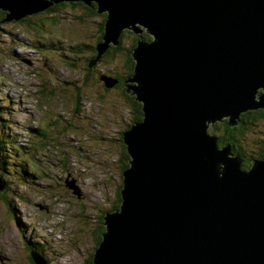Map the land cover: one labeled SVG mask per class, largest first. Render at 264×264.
Here are the masks:
<instances>
[{
  "label": "water",
  "instance_id": "water-1",
  "mask_svg": "<svg viewBox=\"0 0 264 264\" xmlns=\"http://www.w3.org/2000/svg\"><path fill=\"white\" fill-rule=\"evenodd\" d=\"M62 1L107 13L98 58L126 29L152 37L133 51L127 92L144 119L123 134L131 167L93 264H264V158L246 169L209 132L264 109V0H0V9L18 20Z\"/></svg>",
  "mask_w": 264,
  "mask_h": 264
},
{
  "label": "rangeland",
  "instance_id": "rangeland-1",
  "mask_svg": "<svg viewBox=\"0 0 264 264\" xmlns=\"http://www.w3.org/2000/svg\"><path fill=\"white\" fill-rule=\"evenodd\" d=\"M2 11L7 15L10 12ZM62 14L55 29L57 36L64 41L32 35L27 27H20L13 20L0 26L2 155L13 173L18 171L24 159H29L33 162L32 171L39 170L46 179L55 176L54 179L58 177L59 180L60 174L64 173L60 163L65 160L62 152L66 149L69 152L65 175L69 184L62 180L50 191L43 187L44 178V182L41 179L36 181L38 189L29 187L17 177L13 179L16 183L12 182L10 187L14 194L21 195L13 199L15 214L27 225L26 236L1 194L5 187L0 188V264H35L28 256L26 238L39 245L38 249L50 260L49 264H86L95 250L94 238L99 233L102 213L110 209L117 198L121 172L117 144L124 130L123 124L132 123L133 115L126 107V98L133 89H129V93L117 88L107 91L101 82L91 80L83 88L81 102L77 105L68 95L56 93L53 98L38 97L44 88L47 95L50 94L48 89L62 91L61 81L55 79L49 64L61 80L66 77L72 82L82 79L84 66L75 71L74 66H67L64 58L74 57L69 52L75 43L90 41L97 33L95 22L99 19L96 15L92 18L88 10L76 7L74 15ZM42 61H46L48 69L41 64ZM99 68L116 80V75H125L121 58L110 67L101 64ZM126 83L128 87L137 85L133 81ZM77 108L79 113L76 116ZM71 118L75 123L68 127ZM225 118L223 121H227ZM223 121L212 123L210 129ZM40 128L47 132L44 138L36 130ZM245 133L242 147L245 158L251 160L264 147V143L259 144L264 142V119H259L255 128L250 127ZM42 142H50L47 149H41ZM73 181H76L80 195L70 185Z\"/></svg>",
  "mask_w": 264,
  "mask_h": 264
},
{
  "label": "trees",
  "instance_id": "trees-1",
  "mask_svg": "<svg viewBox=\"0 0 264 264\" xmlns=\"http://www.w3.org/2000/svg\"><path fill=\"white\" fill-rule=\"evenodd\" d=\"M76 7H80L83 10H88V13H90V15H92V18H94V15L97 16V18L99 19V21L95 22V25L97 26L96 30V36H92L93 39L90 41H85L83 40L80 43H75L73 48L70 49V54L74 55V57H69V58H64V60L67 62V66H74V68H76L75 71H77L79 68H81V66H84L85 71L83 72L84 76L81 77V80H78L76 82H72L71 80H69V78L66 77V79H60L59 75H55V69L49 64L50 69L53 71V76L55 77V79L57 81H61V90H50V94L47 95L45 93L46 88H44L42 91H39V96L40 98H53V96L56 95V93L58 94H63V95H68L70 97V99H72L73 101H75V104H79L81 102L82 99V92H83V88L86 87L88 81L90 82L91 80H94L96 82H101L104 85V88L107 91H110L112 89H119L122 90V92H126L128 89V84L126 83L128 78H131L134 76L135 73V60L133 58V51L134 49L137 47V44L140 40H146V41H150L152 39L151 36H149L148 34H142V35H137L135 34L133 31L130 30H124L121 35L118 38V44L115 43H110L108 48L106 49V51L103 53V55L99 57V50H98V45L101 44L104 41V34H105V23L106 20L108 18L107 13H101L99 12V7L98 4L96 2H93L92 6H88L87 4L83 3V2H74V1H62L60 3H56L53 4L52 6H50L48 9L44 10V11H39V12H35L32 14H27L25 16H23L20 19H12L13 22H16L20 25V27L25 26L28 28L29 33L33 34H38V37H48L49 38H53L56 41H64L62 39H60L61 36H57L56 33V29L55 26L59 25V22L61 21L60 19L63 17L62 13H66L67 15H74V12L76 10ZM74 11V12H73ZM7 14L4 13L2 11V9H0V26H3L5 24V22L7 21ZM96 18V17H95ZM60 35H62V32L60 33ZM125 40L128 42H125ZM57 45V44H56ZM55 45V46H56ZM129 45V46H126ZM58 47V46H57ZM87 54L86 56H83ZM82 55V57H81ZM98 58V59H97ZM118 58H121V61L123 62V66H124V76H120V75H116V77H118V80L116 82V84L112 87H109L107 82L110 76H108L105 72V74L101 71V68H99V66L101 64H105L106 66L110 67L111 65H113L116 60ZM71 59V60H70ZM46 60L49 63V56L46 55ZM51 60V57H50ZM93 60L94 63L92 65H90V61ZM69 61V62H68ZM46 61H42L41 64L43 66H46ZM48 69V68H47ZM122 74V72H121ZM121 78V79H120ZM117 79V78H116ZM115 79V80H116ZM44 87H45V83H44ZM70 87H73L72 89H69ZM71 90L75 91V92H71ZM127 101H126V107L129 109V112L133 115L132 116V123H127L125 122L123 124L124 126V130L121 131V136L118 139V144H117V150H118V155L120 157V165H121V172L119 175V179L120 182L118 183V187L116 189V195L117 198L116 200L111 204L110 209L106 210V212L108 211H116L119 210L121 208V203H122V187H123V183H124V172L131 167V163H130V154L127 148V145L124 141V137L123 134L126 130H128L132 125L142 121L144 119V111H143V104L141 102H139L136 99V95H127ZM39 100V98H38ZM49 100V99H48ZM76 112V113H75ZM75 115L77 116L79 113V110L77 108V111H75ZM264 119V109H259L256 111H249L246 112L244 114L241 115V123L238 126H230L228 125L227 121H223L222 123H217V126H214L213 129H210L209 132L211 134H215L219 137V142L220 145H224V144H230L231 145V149L232 152L234 153V155H239L241 156V158H243L244 160V166L246 169L251 167V164H249V160L250 159H246L245 155H243L245 153L244 148L242 147V141H244L245 137H246V131L251 127V128H255V122H258L259 119ZM71 123H69V126H72L73 123H75L74 118H71ZM126 124V125H125ZM246 124V125H245ZM47 126L49 125V122H47L46 124ZM122 126V125H121ZM45 128L47 129V127L45 126ZM38 131V133L40 134L41 137H45L47 135V132L41 130L40 129H36ZM100 131V130H99ZM85 133V132H84ZM86 134V133H85ZM87 135V134H86ZM45 143V144H43ZM263 144L264 142L261 141L259 144ZM61 144V143H59ZM59 144H56L57 146H59ZM43 145V146H42ZM46 145V146H45ZM50 145V142L46 143V142H42L41 143V149H47V147ZM56 145H53L57 150L58 147ZM38 147V144H37ZM260 153L259 155L253 157V158H258V159H263L264 158V147H261V149L259 150ZM62 152V151H61ZM57 153H59L57 151ZM63 155V160H60V163L63 165L62 170H63V174H60L59 180L58 177L57 179H54L55 176H53V179H49V178H45L39 171L37 170L36 172H34V170L32 171V167H33V162L29 159H24L25 161L23 163H21L19 165L18 171H15L16 173L12 172V168L11 166L7 163L6 158L4 157V155H2V152L0 151V179L4 182L5 184V188L2 191V195L5 198V201L7 202V206L10 208V212L12 213V210L14 212L13 218L18 220V224L21 228V232L23 235H27L28 233V228L27 225L24 224L21 220L20 217L17 216L15 214V210H16V206L14 203V200L19 198L21 195L19 193L14 194V190L10 187L12 182L16 183L15 180H13L14 178H18L20 181H23L25 184H27L29 187L31 188H36L37 187V180L39 179H43L45 180V182L43 183V187L44 188H49L50 191L55 189V186L60 183L62 180H65L64 183H67L66 181V173L68 171V165L66 163V161L69 158V152L66 150H64V152H62ZM66 156V157H65ZM252 158V159H253ZM50 174V173H49ZM51 176V175H50ZM76 179V177H75ZM51 180V182H47ZM47 182V183H46ZM78 183V181H77ZM43 187H39V188H43ZM38 189V188H36ZM14 199V200H13ZM106 212L102 213L103 216L101 217L102 221L99 224V233L98 235H95V240H94V244H95V248L96 249L100 243L103 241V235L105 234L107 228L104 225L103 219H104V215L106 214ZM39 245L36 242H33L30 238H26V249L28 250L29 253V258L31 260V262H33V257L31 252H36L37 254L43 256L45 258V260L47 261V264H49V259L47 257H45L44 255H42V252H40V250L38 249ZM94 254L95 251H93V253L91 254L90 258L88 259V261L86 262V264H93L94 261ZM34 263V262H33Z\"/></svg>",
  "mask_w": 264,
  "mask_h": 264
},
{
  "label": "bare ground",
  "instance_id": "bare-ground-1",
  "mask_svg": "<svg viewBox=\"0 0 264 264\" xmlns=\"http://www.w3.org/2000/svg\"><path fill=\"white\" fill-rule=\"evenodd\" d=\"M143 30H147V27L144 26V27H143Z\"/></svg>",
  "mask_w": 264,
  "mask_h": 264
},
{
  "label": "flooded vegetation",
  "instance_id": "flooded-vegetation-1",
  "mask_svg": "<svg viewBox=\"0 0 264 264\" xmlns=\"http://www.w3.org/2000/svg\"><path fill=\"white\" fill-rule=\"evenodd\" d=\"M243 155H245V154H243Z\"/></svg>",
  "mask_w": 264,
  "mask_h": 264
}]
</instances>
